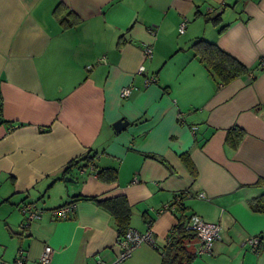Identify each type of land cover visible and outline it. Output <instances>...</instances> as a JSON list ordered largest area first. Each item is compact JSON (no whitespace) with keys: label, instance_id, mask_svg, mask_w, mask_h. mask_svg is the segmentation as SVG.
<instances>
[{"label":"crops","instance_id":"crops-1","mask_svg":"<svg viewBox=\"0 0 264 264\" xmlns=\"http://www.w3.org/2000/svg\"><path fill=\"white\" fill-rule=\"evenodd\" d=\"M69 11L79 19L66 27ZM199 39L249 73L220 83L192 49ZM263 59L264 0H0V260L11 264L24 249L26 264H41L50 245V264H115L112 214L78 197L125 196L130 228L155 242L119 264H161L178 222L165 205L185 192L187 217L221 226L212 253L192 264H264V214L247 203L264 193ZM141 65L155 84L144 87ZM128 85L134 90L122 98ZM120 119L128 126L116 131ZM234 128L244 130L236 149ZM87 153L98 171L116 167L117 180L80 165L62 176ZM28 202L44 209L41 219L27 221ZM71 203L69 218L52 215ZM257 235L255 253L246 242Z\"/></svg>","mask_w":264,"mask_h":264},{"label":"trees","instance_id":"trees-1","mask_svg":"<svg viewBox=\"0 0 264 264\" xmlns=\"http://www.w3.org/2000/svg\"><path fill=\"white\" fill-rule=\"evenodd\" d=\"M60 5L56 9V15L61 12ZM78 17L72 11L61 18V23L66 27L74 25L78 21ZM217 20V19H216ZM192 49L195 55L203 62L212 75L220 81L223 85H228L237 78L248 74L249 69L238 59L222 50L217 44L208 42L203 39L197 40ZM1 116V110H0ZM234 134L228 137V142L236 149L244 137V130L240 128H234ZM94 155L87 153L71 161L63 170L62 176L66 177L69 169L72 167L86 168L92 166L98 177L106 182H112L118 178V169L116 167L107 168L103 170L96 169L94 163ZM182 160L190 171L196 176V168L193 162L190 160L188 154L182 155ZM162 162H164L162 160ZM261 183V181H260ZM263 186H264V182ZM185 192H179L176 194L173 202L175 203L177 198L182 199V204L176 208L177 212V224L170 230L167 238V243L163 247V258L161 264H192L196 259L197 254L190 250L189 244L197 239V235L194 231L188 228L187 224L191 217H187L184 214V197ZM93 200L99 205L106 208L112 214L115 224L118 230V238L124 237L126 232L130 228V220L133 215L132 208L125 196H118L107 200H98L96 197H78V200ZM250 210L255 214H264V193L258 197L251 198L247 201ZM17 256V255H16ZM16 259V258H15Z\"/></svg>","mask_w":264,"mask_h":264},{"label":"built area","instance_id":"built-area-1","mask_svg":"<svg viewBox=\"0 0 264 264\" xmlns=\"http://www.w3.org/2000/svg\"><path fill=\"white\" fill-rule=\"evenodd\" d=\"M186 28V22H182L180 25V32L183 33ZM153 31V29H151ZM144 57L150 59L153 56V47L151 45H145L143 48ZM261 66L264 67V59L261 61ZM91 68V66L89 67ZM143 77L144 87H148L157 82V75L152 74L148 75L146 73V67L141 65L137 71ZM134 90L133 85H128L122 88L121 97L128 98ZM83 169V168H82ZM200 198H205L204 194L199 195ZM182 199L177 198L176 202L173 204L165 205L166 210H175L182 203ZM75 211V203L65 205L56 209H52V215L57 219H67ZM22 212L27 218V221L39 220L42 218L44 209L39 206L37 202H28L24 203L22 206ZM25 227L27 226L24 225ZM188 228L194 231L197 235L195 242H192L189 245H194L196 247V254H211L213 244L220 239L221 226L219 223H210L202 219L197 215L191 216L187 224ZM155 239L150 232L141 233L133 228H129L124 237H119L117 240V245L120 247V255L115 264L122 263L126 261L133 253V251L143 243L153 244ZM247 244L250 245L251 251L258 253L260 246L262 244L261 238L259 235L252 236L247 239ZM53 254V248L50 245H46L44 251L40 257L41 264H50L51 256ZM26 254L24 249H20L16 259L11 264H26ZM0 264H9L0 260ZM97 264H106L103 261H98Z\"/></svg>","mask_w":264,"mask_h":264},{"label":"water","instance_id":"water-1","mask_svg":"<svg viewBox=\"0 0 264 264\" xmlns=\"http://www.w3.org/2000/svg\"><path fill=\"white\" fill-rule=\"evenodd\" d=\"M127 126H128V122L124 119H120L114 124V128L116 129V131H120ZM67 180L68 181H75V179L70 178V177H67Z\"/></svg>","mask_w":264,"mask_h":264},{"label":"rangeland","instance_id":"rangeland-1","mask_svg":"<svg viewBox=\"0 0 264 264\" xmlns=\"http://www.w3.org/2000/svg\"><path fill=\"white\" fill-rule=\"evenodd\" d=\"M10 252H11V251H10ZM10 254H11V253H10ZM10 254H9V255H10Z\"/></svg>","mask_w":264,"mask_h":264}]
</instances>
